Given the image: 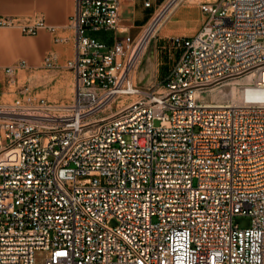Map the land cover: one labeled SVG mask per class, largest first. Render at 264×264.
<instances>
[{
  "label": "built area",
  "instance_id": "built-area-1",
  "mask_svg": "<svg viewBox=\"0 0 264 264\" xmlns=\"http://www.w3.org/2000/svg\"><path fill=\"white\" fill-rule=\"evenodd\" d=\"M125 1L76 0V54L44 64L73 71L68 104L0 95V264H264V0L204 1L202 29L167 39L160 91L135 80L158 16L135 37ZM233 82L238 102L203 98Z\"/></svg>",
  "mask_w": 264,
  "mask_h": 264
},
{
  "label": "crops",
  "instance_id": "crops-1",
  "mask_svg": "<svg viewBox=\"0 0 264 264\" xmlns=\"http://www.w3.org/2000/svg\"><path fill=\"white\" fill-rule=\"evenodd\" d=\"M147 1L150 2L149 6L145 5ZM169 1L126 0L121 8L122 24L131 35L138 37ZM75 10L76 0H0V14L16 16L23 24L33 23L42 18L48 25L54 27L53 31L39 28L34 34L25 33L20 27H5L0 30L1 97L7 88L5 69L9 65L24 60L26 67L23 69L34 71L44 67L48 55H53L59 65H64L68 59L75 56V31L70 25ZM205 19L206 16L201 9L194 5L183 4L176 5L162 20L153 35V37L157 35L153 50L158 81L163 80L171 66L166 60L167 39L173 36L187 37L197 34L202 29ZM59 37H68V39L61 40ZM62 69L67 70L63 67L49 69L52 71L51 78L44 81L45 88L42 92L53 98L55 102L69 101V96L73 97L74 94V82L69 85L70 90L68 84L64 82V74L69 81L71 70L58 76V70ZM33 80H38V76H34Z\"/></svg>",
  "mask_w": 264,
  "mask_h": 264
},
{
  "label": "rangeland",
  "instance_id": "rangeland-1",
  "mask_svg": "<svg viewBox=\"0 0 264 264\" xmlns=\"http://www.w3.org/2000/svg\"><path fill=\"white\" fill-rule=\"evenodd\" d=\"M202 1L213 2L216 0H179L177 5L188 4V5H194L198 7L199 9H201L200 3ZM164 9L162 11H164ZM201 11L204 13L202 9ZM156 36H154L151 42H149L146 54L142 56L141 62L139 63L138 68L135 73V80L137 81V83L142 89L160 88L161 81L157 80V66H156V60H155L154 50H153ZM166 60H168L169 63H171V59L168 58V55L166 56ZM23 68L18 69V71L16 72L15 77H14L15 82H10L8 81V79H6L7 88L4 90V93L1 99L3 101H12L13 99L17 98L21 94V92H25V88H27L28 92H31L38 96H45L48 99L53 100V98L49 97L48 95L42 92L43 89L45 88L44 81L49 77L51 78L50 73H52V71H50L46 67H41L34 71L30 69H23ZM63 73H69V70H64V69L58 70V76ZM69 74H71V78H69V81H68L66 74H64V82L68 84V90H70L69 85H72L74 82L73 72L70 71ZM34 76H38V80L36 81L33 80ZM68 90H67V93H68ZM211 96H212L211 92H209L206 95L205 101L208 103L212 102ZM71 100H72V96L71 97L69 96V101ZM223 101H224L223 102L224 104L232 103L231 99H224ZM114 103L115 101H113L112 103L113 105L108 107L106 111L110 110L114 106ZM159 124H160V121L156 119L155 125H159ZM1 181H2V176H0V182ZM250 221H251V217L249 215H237L234 217V222L238 223L241 227L249 226ZM110 224L113 226L117 225L118 224L117 219H112L110 221Z\"/></svg>",
  "mask_w": 264,
  "mask_h": 264
},
{
  "label": "bare ground",
  "instance_id": "bare-ground-1",
  "mask_svg": "<svg viewBox=\"0 0 264 264\" xmlns=\"http://www.w3.org/2000/svg\"><path fill=\"white\" fill-rule=\"evenodd\" d=\"M179 0H171L165 7L164 11H162L161 13H159L157 19L155 20V22H153V24L151 25V27L148 28L147 30V34L150 32H153V34L156 32V29L158 28V26L161 24L162 20L169 14V12L175 7V5H177ZM173 3V4H172ZM204 3V1H202L200 3V7L202 8V4ZM149 45V40L145 43V46L143 47L142 53H141V57L144 56L146 54L147 48ZM252 77V75L248 76L246 80H249ZM241 81H243V79H241ZM162 89V87L157 88L158 91H160ZM74 92H75V76H74ZM74 95V94H73ZM211 97H212V102H207L209 105L211 106H224L227 104H224L223 100L224 99H231L232 102H238L239 98H240V93L239 90L235 84V82L230 83L225 85L224 87L215 89L213 91H211ZM71 97V96H70ZM203 98H206V95H203ZM119 97H115L105 108V110L110 107L111 105H113V101H118ZM120 101H123V99H120ZM216 101V102H215ZM70 101H64V102H59L63 105L68 104Z\"/></svg>",
  "mask_w": 264,
  "mask_h": 264
}]
</instances>
